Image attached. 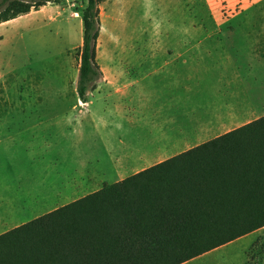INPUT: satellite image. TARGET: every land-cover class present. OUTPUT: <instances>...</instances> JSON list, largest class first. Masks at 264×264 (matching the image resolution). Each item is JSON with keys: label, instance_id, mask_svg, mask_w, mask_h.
Instances as JSON below:
<instances>
[{"label": "crops", "instance_id": "crops-1", "mask_svg": "<svg viewBox=\"0 0 264 264\" xmlns=\"http://www.w3.org/2000/svg\"><path fill=\"white\" fill-rule=\"evenodd\" d=\"M154 1L143 0L144 10ZM217 1L203 0L207 11ZM261 1L228 4L234 16L172 21L168 34H124L121 50L96 55L101 77L86 99L77 83L60 85L73 87V97L19 102L41 109L0 114V234L263 117ZM104 2L113 14L119 3L124 27L126 12L139 7ZM174 2L186 14L193 0ZM56 9L48 3L1 23L0 47L13 48L29 25L55 22ZM231 243L182 264H233L209 258Z\"/></svg>", "mask_w": 264, "mask_h": 264}, {"label": "trees", "instance_id": "trees-1", "mask_svg": "<svg viewBox=\"0 0 264 264\" xmlns=\"http://www.w3.org/2000/svg\"><path fill=\"white\" fill-rule=\"evenodd\" d=\"M62 0H0V24ZM86 0L77 92L100 79ZM264 228V116L0 234V264H182Z\"/></svg>", "mask_w": 264, "mask_h": 264}, {"label": "rangeland", "instance_id": "rangeland-1", "mask_svg": "<svg viewBox=\"0 0 264 264\" xmlns=\"http://www.w3.org/2000/svg\"><path fill=\"white\" fill-rule=\"evenodd\" d=\"M109 2V0H107ZM111 1V0H110ZM116 1V0H115ZM138 11L130 10L125 14L128 26L124 27V14L116 4L113 14L107 2L100 5L101 30L97 44V56L103 57L109 51L122 49V36H141L168 34L172 21L183 18L229 17L239 13L238 5L255 3L259 0H222L211 5V11L203 0H193L186 14L181 12L174 0H155L147 3L144 10L143 0H138ZM220 2H222L220 4ZM261 2L264 3V0ZM237 5L236 10L228 4ZM162 4V6H161ZM219 4L220 10L217 11ZM86 0H62L59 9L49 13L50 21L36 23L24 28L22 34L15 36L14 47H0V114H16L21 111L37 110L41 107L20 106L31 100L73 97V87L58 90L60 85L77 83L79 73L78 50L82 45V10ZM133 11V10H132ZM189 11V12H188ZM250 12L247 13V15ZM253 15L261 14L252 11ZM245 14V13H244ZM33 17V16H31ZM37 17V16H34ZM255 17H264L263 15ZM29 17H24L26 20ZM15 25L8 27V30ZM6 30L5 28L2 31ZM125 34V35H124ZM6 55L3 57L1 55ZM11 56V57H10ZM28 214V213H25ZM209 257L213 260L226 259L233 264H264V228L243 236Z\"/></svg>", "mask_w": 264, "mask_h": 264}]
</instances>
